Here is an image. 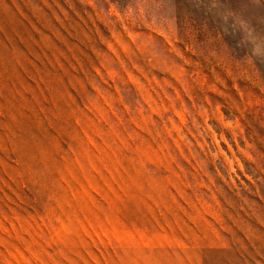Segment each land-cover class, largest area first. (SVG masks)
Segmentation results:
<instances>
[{
  "label": "rangeland",
  "instance_id": "1",
  "mask_svg": "<svg viewBox=\"0 0 264 264\" xmlns=\"http://www.w3.org/2000/svg\"><path fill=\"white\" fill-rule=\"evenodd\" d=\"M0 264H264V0H0Z\"/></svg>",
  "mask_w": 264,
  "mask_h": 264
}]
</instances>
